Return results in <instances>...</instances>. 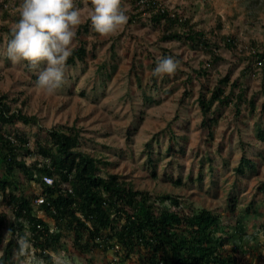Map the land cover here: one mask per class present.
<instances>
[{
    "label": "rangeland",
    "instance_id": "rangeland-1",
    "mask_svg": "<svg viewBox=\"0 0 264 264\" xmlns=\"http://www.w3.org/2000/svg\"><path fill=\"white\" fill-rule=\"evenodd\" d=\"M19 2L0 0V95L7 97L13 111L35 116L38 125L15 123L1 130L24 138L34 152L36 141L51 146L46 130L74 128L79 131L78 149L100 161L102 176L117 175L134 189L153 196H177L221 216L234 204L231 245H259L258 254L253 258L237 255L236 264H264V231L256 230L259 222L264 223V194L258 190L264 183V140L258 134L264 131V117L259 115L264 70L256 64L257 55L264 53V0H158L167 10L189 19L194 31L209 38L216 35L220 60L214 66L207 65L209 54L200 47H189L184 40L162 41L160 31L145 16L127 21L107 36L75 35L71 48L84 42L86 63L66 64L64 80L53 95H44L36 87L42 65L14 63L6 55L8 30L17 18ZM90 2L74 0L81 10L80 25L88 22ZM121 7L129 17V0H121ZM228 38L233 41L230 47L224 44ZM163 49L179 60L180 67L166 81V75L156 76L154 85L152 69L164 55ZM103 68L107 69L102 72ZM203 70L206 74L197 75ZM225 74L229 75L225 95H230L231 103L220 108L214 104L202 116L197 97L202 94L208 99L215 82ZM239 92L244 102H237ZM247 101H253V113L248 112ZM23 155L21 151L19 156ZM242 158L249 159L253 168ZM33 161L26 159L28 164ZM20 181L25 193L40 195L37 184L20 176L15 183ZM250 205V214H244ZM3 206L0 202V211ZM237 221L244 227L240 235L233 228ZM3 235L2 246L6 230ZM21 237L29 246L14 253L15 264H44L34 255L26 228L17 233L18 243ZM69 241L61 240L64 250L51 255V264H57L58 255L65 264H107L113 257L99 250L78 256Z\"/></svg>",
    "mask_w": 264,
    "mask_h": 264
},
{
    "label": "trees",
    "instance_id": "trees-1",
    "mask_svg": "<svg viewBox=\"0 0 264 264\" xmlns=\"http://www.w3.org/2000/svg\"><path fill=\"white\" fill-rule=\"evenodd\" d=\"M129 3L132 7L129 22L145 16V21L160 31L162 41L184 40L189 47H200L209 54V66L220 60L216 54V35L209 38L201 31H194L189 19L175 12L170 16L171 11L158 0H129ZM89 32L97 34L88 21L78 26L76 36ZM231 42L228 38L224 44L230 47ZM85 45L81 42L72 48L68 65L86 63ZM163 54L168 55V52L163 49ZM256 59H264V53ZM260 68L264 70V61ZM199 73L206 74V71L197 72V75ZM155 78L152 73L154 85ZM228 82L229 75L225 74L215 82L208 99L202 94L197 97L202 116L210 113L214 104L220 108L231 103L230 95H225ZM232 86L238 88L236 83ZM236 100L244 102L243 94L239 92ZM246 104L248 112L253 113V101ZM259 115L264 117V101ZM15 123L38 125L35 116H28L19 109L13 111L7 97L0 95V168L3 166L0 202L4 205L0 211V246L3 231L7 233L0 264H15L13 255L20 251L17 233L23 228L31 235L34 255L44 264H51V255L64 250L61 240L65 237L70 239L72 251L78 256L83 257L92 250L111 252L113 257L107 264H236L237 255L253 258L259 253L257 243L254 246L231 245L229 226L236 215L234 204L221 216L186 204L177 196H153L134 189L130 183L120 181L117 175L102 176L97 165L100 161L78 149L79 131L74 128L68 132L46 130L51 146L36 141L35 151H30L24 138L1 130L3 125L11 128ZM258 131L264 140V131ZM21 151L25 155L19 156ZM27 158H34V161L28 164ZM241 162L253 168L249 159L242 158ZM19 176L37 184L40 195L25 193L23 181L15 183ZM43 177L52 179L51 184L45 183ZM7 188L12 191L6 193ZM258 190L264 194V183ZM38 197L43 198L42 203L35 202ZM250 208L251 205L243 213L250 214ZM233 228L235 234L240 235L244 227L237 221ZM256 230L264 231V223L259 222Z\"/></svg>",
    "mask_w": 264,
    "mask_h": 264
},
{
    "label": "clouds",
    "instance_id": "clouds-1",
    "mask_svg": "<svg viewBox=\"0 0 264 264\" xmlns=\"http://www.w3.org/2000/svg\"><path fill=\"white\" fill-rule=\"evenodd\" d=\"M86 7L92 29L101 36L116 32L129 18L121 7V0H91ZM15 11L17 18L6 42V55L14 63L26 62L29 67L42 65L36 87L44 95H53L65 77L67 60L72 54L71 43L82 23L81 10L74 0H20ZM178 67L179 60L164 55L152 73L172 75ZM28 246L29 241L21 237L20 250ZM57 264H65V258L58 255Z\"/></svg>",
    "mask_w": 264,
    "mask_h": 264
},
{
    "label": "built area",
    "instance_id": "built-area-1",
    "mask_svg": "<svg viewBox=\"0 0 264 264\" xmlns=\"http://www.w3.org/2000/svg\"><path fill=\"white\" fill-rule=\"evenodd\" d=\"M142 2V1H141ZM170 16H173V13L171 12L170 14H169ZM264 61V59H256V64L258 65V66H260L261 65V63ZM43 179V181L45 182V183H47V184H51V182H52V179H50V178H48V177H43L42 178ZM42 201H43V198L42 197H38L36 200H35V202L37 203V204H39V203H42Z\"/></svg>",
    "mask_w": 264,
    "mask_h": 264
}]
</instances>
